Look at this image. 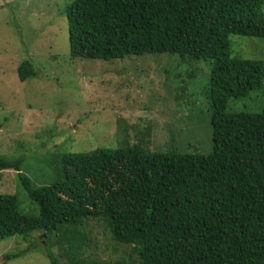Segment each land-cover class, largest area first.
Listing matches in <instances>:
<instances>
[{"label":"trees","instance_id":"obj_1","mask_svg":"<svg viewBox=\"0 0 264 264\" xmlns=\"http://www.w3.org/2000/svg\"><path fill=\"white\" fill-rule=\"evenodd\" d=\"M263 8L264 0H75L66 10L73 59L170 53L209 62L213 151L158 152L146 134L130 143L111 132L117 147L101 148L87 143L93 131L78 135L93 150L65 153L59 180L44 186L22 173L24 157L0 156V171L18 172L39 208L25 213L17 194H0V240L43 234L51 264H264V109L227 111L262 88L264 59L234 56L230 36L264 39ZM18 75L35 78V65L24 60ZM91 219L127 247V258L88 254Z\"/></svg>","mask_w":264,"mask_h":264},{"label":"rangeland","instance_id":"obj_2","mask_svg":"<svg viewBox=\"0 0 264 264\" xmlns=\"http://www.w3.org/2000/svg\"><path fill=\"white\" fill-rule=\"evenodd\" d=\"M74 1L0 0V156L24 157L22 173L44 186L59 180L65 153L93 150H83L78 140V135L93 131L87 143L101 148L117 147L113 142H119V136H107L111 133L126 135L130 143L146 134L153 151L211 154L209 62H184L170 53L109 61L73 59L66 10ZM230 40L234 56L264 59V39L231 35ZM24 60L35 65L37 76L22 82L18 67ZM263 109L264 80L260 90L231 100L227 107L231 113ZM84 114L97 117L99 124L92 127L86 117V125L75 129L85 121ZM4 193L17 194L25 213L38 214L18 172L0 171V194ZM87 224L93 240L88 254L113 261L127 258V247L116 245L102 223L91 219ZM43 240L40 233L0 240V264H51L41 249ZM29 247L20 257L5 258Z\"/></svg>","mask_w":264,"mask_h":264}]
</instances>
